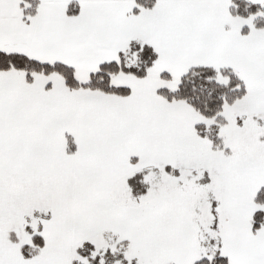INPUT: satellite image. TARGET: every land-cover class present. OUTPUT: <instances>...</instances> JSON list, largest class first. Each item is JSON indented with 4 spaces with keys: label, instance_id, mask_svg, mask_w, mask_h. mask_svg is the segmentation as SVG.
Instances as JSON below:
<instances>
[{
    "label": "snow or ice",
    "instance_id": "6c2138e0",
    "mask_svg": "<svg viewBox=\"0 0 264 264\" xmlns=\"http://www.w3.org/2000/svg\"><path fill=\"white\" fill-rule=\"evenodd\" d=\"M0 264H264V0H0Z\"/></svg>",
    "mask_w": 264,
    "mask_h": 264
}]
</instances>
